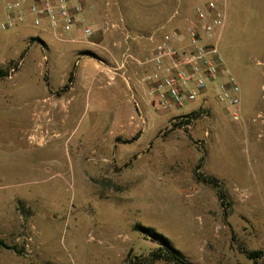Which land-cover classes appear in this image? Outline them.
I'll return each mask as SVG.
<instances>
[{"label": "rangeland", "instance_id": "obj_1", "mask_svg": "<svg viewBox=\"0 0 264 264\" xmlns=\"http://www.w3.org/2000/svg\"><path fill=\"white\" fill-rule=\"evenodd\" d=\"M206 1L87 0L90 42L0 30V264H123L159 247L145 230L194 264H264L244 253L264 252V0H240L219 41L241 85L239 122L215 91L183 108L154 105L152 117L137 101L113 114L86 78L76 88L79 57L107 63L118 51L140 66L127 56L148 54L130 45L154 47ZM42 106L53 112L38 124ZM40 126L41 144L31 138Z\"/></svg>", "mask_w": 264, "mask_h": 264}, {"label": "built area", "instance_id": "obj_2", "mask_svg": "<svg viewBox=\"0 0 264 264\" xmlns=\"http://www.w3.org/2000/svg\"><path fill=\"white\" fill-rule=\"evenodd\" d=\"M86 1L0 0V30L28 28L62 42H90L95 30L86 18ZM226 2L207 0L184 27L153 39L154 47L144 61L127 56L147 70L141 83L159 111L189 106L215 91L216 101L232 120L241 121V85L219 49L228 19Z\"/></svg>", "mask_w": 264, "mask_h": 264}, {"label": "crops", "instance_id": "obj_3", "mask_svg": "<svg viewBox=\"0 0 264 264\" xmlns=\"http://www.w3.org/2000/svg\"><path fill=\"white\" fill-rule=\"evenodd\" d=\"M239 1L240 0H227L224 4L228 19L223 34L229 30L230 22L234 16H237L235 14L239 13V9L243 10L241 7L243 5H241ZM244 6L245 9L247 8L246 12L249 14L253 12L254 6L250 5V3ZM105 40L108 41V38H105ZM130 46L135 48L138 53H140L141 57H145L147 54L149 55L153 49V46H148V49L143 52L137 49V46ZM119 53L118 51H113L111 53L108 51L107 57L109 62L107 63L102 60L95 61L93 59L88 60L83 56L79 57L80 60L77 63V71L75 73L76 88H79L81 80L86 78L90 81V97H93L96 103L109 106L112 113L114 112L115 105H119L122 102L132 104L134 101H137L146 109L147 114L153 117V110H155L153 98L148 94L146 87L141 83V79L147 70L142 66L132 65L129 62L126 63V67L123 56ZM74 89L75 87L71 88V91ZM45 106L35 109V112L37 113L40 111L44 115H49L53 112L51 110L49 113H46L45 111L47 108H45ZM58 109L57 112L61 115L62 112L61 110L58 111ZM113 114H115V112ZM111 118L113 119L115 117Z\"/></svg>", "mask_w": 264, "mask_h": 264}, {"label": "trees", "instance_id": "obj_4", "mask_svg": "<svg viewBox=\"0 0 264 264\" xmlns=\"http://www.w3.org/2000/svg\"><path fill=\"white\" fill-rule=\"evenodd\" d=\"M8 72L6 70L0 69V77H7ZM73 79V76H71ZM71 81V80H70ZM67 87V86H66ZM69 87V86H68ZM67 87V88H68ZM187 122H189L187 120ZM202 181L208 185H211L218 192V197L223 203L226 199L225 192L220 185V183L215 178H206ZM148 233H151L152 237L155 239L159 245L157 249L151 252L149 255H136L133 254L131 250L126 256L123 264H155L156 262H164L166 264H194L189 261L176 247H174L167 238L154 232L152 230H145ZM0 245L3 244L0 242ZM250 260L259 261L262 259L264 252L257 251H245L244 252Z\"/></svg>", "mask_w": 264, "mask_h": 264}, {"label": "bare ground", "instance_id": "obj_5", "mask_svg": "<svg viewBox=\"0 0 264 264\" xmlns=\"http://www.w3.org/2000/svg\"><path fill=\"white\" fill-rule=\"evenodd\" d=\"M44 116L45 115L41 113L40 111H38L37 113L35 112V120L38 122V124L41 120H43ZM46 131H47L46 127L43 128V126H40L39 129H36V133L33 134L31 138L34 140H37L41 144L44 140H46L45 139V134H47Z\"/></svg>", "mask_w": 264, "mask_h": 264}]
</instances>
